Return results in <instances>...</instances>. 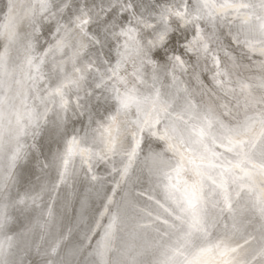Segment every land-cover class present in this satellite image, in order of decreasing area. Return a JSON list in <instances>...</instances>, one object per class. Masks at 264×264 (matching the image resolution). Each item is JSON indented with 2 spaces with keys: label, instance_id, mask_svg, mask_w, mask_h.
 Masks as SVG:
<instances>
[{
  "label": "bare ground",
  "instance_id": "1",
  "mask_svg": "<svg viewBox=\"0 0 264 264\" xmlns=\"http://www.w3.org/2000/svg\"><path fill=\"white\" fill-rule=\"evenodd\" d=\"M7 2L0 0V12L6 10ZM172 2L134 0L133 10L140 11L145 18H155L157 13L151 11ZM235 2L255 3V0ZM16 3L15 36H7L0 28V52L8 48L7 72L11 77L9 80V76L0 73V80L10 84L5 89L9 97L3 111L6 125L8 120L15 123L16 113L23 115L26 109L37 114L44 112L29 79L28 55L43 58V73L53 86L60 75V62L67 59L59 51L49 52L56 41L57 23H64V19L38 12L37 0H16ZM88 5L93 6V0H88ZM223 11L217 9V15ZM117 14L132 21L129 25L125 19V27H133L137 40L126 42L121 37L119 41H107L103 51L109 52L108 45H112L110 66L116 68V78L105 77V84L96 88L101 76L93 67L94 74L83 82L79 91L80 100L74 94L75 86L69 85L66 111H61L57 102L49 103L48 112L38 120V127L33 126L34 135L23 137L25 154L12 169L13 179L5 192H0V198L6 200L43 189L41 207L52 206L55 219L47 233H42L41 224L36 222L37 211L15 210L14 220L0 230V242L4 245L0 264H45V249L60 237L66 239L62 242V255L57 259L65 264H82L94 240L95 255L84 264H216L220 259L215 250L218 244L229 248L242 245L249 255L264 244V216L259 210L264 200V88L260 87L264 84V56L255 22L243 25L232 14L217 21V26L209 24L207 34H202L209 54L196 57L192 53L185 57L173 76L167 65L153 61L150 54H140L137 46L143 45L139 39L143 31L135 28L137 14L120 10ZM32 23L37 24L34 36ZM83 27L89 32L87 24ZM115 31L119 34L120 29ZM186 33L193 40L194 29L175 21L174 34L180 37L177 47L186 42ZM29 43L33 48L31 53L27 48ZM96 48L86 45L81 57L87 53L103 61ZM240 63L255 68L257 78H251L252 81L234 76V65ZM35 74L33 69L32 75ZM210 91L218 93L221 100L229 97V105L237 104L236 98H241L233 108L244 104L251 109L245 113L235 110V118L230 119V115L229 118L216 107L218 113L210 107V102L216 100H205L212 94ZM202 95H207L203 101ZM121 96L132 98L126 108L119 102ZM204 101L210 103L209 107ZM225 108L222 112L227 114ZM117 110L120 120L108 129L107 116ZM74 135L78 140L84 138L78 144L79 149L93 152L105 148L109 137L112 139V151L93 168V174L100 180L93 181L90 175H85L86 165L81 168L79 154L72 157L70 164L75 175L66 185L59 180L62 162L57 157L64 153L66 141ZM226 135L240 141L233 151L227 150L232 146ZM137 141L141 142L142 150L137 148L129 161L127 154ZM4 143L5 147L0 148V168L8 164L7 141ZM209 149L221 155L214 157ZM236 164L240 166L234 167ZM124 166L128 172L122 176L119 170ZM98 182L101 187L96 186ZM221 183L223 188L219 187ZM189 201L193 207H189ZM77 234L82 238L73 249ZM129 242L132 245L126 246ZM209 248L212 253L202 252Z\"/></svg>",
  "mask_w": 264,
  "mask_h": 264
},
{
  "label": "snow or ice",
  "instance_id": "2",
  "mask_svg": "<svg viewBox=\"0 0 264 264\" xmlns=\"http://www.w3.org/2000/svg\"><path fill=\"white\" fill-rule=\"evenodd\" d=\"M37 3L38 12L44 15H58L64 19V23H57L56 41L52 48L49 49V52L53 50L59 51L67 59L60 62V75L53 86V84L49 83V78H46L43 73L41 67L44 63L43 58L28 55L26 63L29 70V79L33 81L36 97L44 106V112L37 114L26 109L23 115L16 113L15 123L12 120H8L7 125L3 118V111L9 100L5 89L10 88V84L5 80H0V148L5 147L4 142L6 140L8 159L7 167L0 168V192H5L7 185L11 183L14 176L12 169L25 154L23 137L28 134L34 135L33 126L38 127V120L48 112L47 105L49 103L57 102L60 110L66 111L69 102L65 99V95L69 85L75 86L74 94L79 101V91L82 90L83 82L94 74L92 71L93 67L95 68V73L101 76L100 81L95 84L96 88L105 84V77L108 80L116 78V68L110 66L112 45H108L109 52L105 53L103 51L107 41H119L121 37H125L126 42L127 40H137L133 35V27H125L124 20L128 19V17L125 16L122 19L117 14V10L126 14L130 12L137 14L135 28L139 27L143 31V35L139 37V39L143 40V45L137 46L140 54L143 56L150 54L153 61L167 65L171 69L173 76H175L178 63L182 65L185 57L192 53H195L196 57L201 54L205 56L209 54L207 44L202 41V34H207L206 28H208L209 24L217 26V21L222 18L226 19L232 14H235L243 25L255 22V30L260 36V52L264 56V0H255V3H237L235 0H173L169 6L160 5L158 11H151L157 13L155 18L150 16L145 18L140 11H134V0H100L99 4L96 3V0H93V6L88 5V0H37ZM217 9L224 11L217 15ZM84 17H88V19L85 20ZM102 17L103 19H101ZM149 18L152 20L151 24H149ZM17 21L16 0H8L6 10L0 12V28L4 29V34L14 37L16 34L14 28ZM175 21H179L181 26H191L194 29L193 40H189L186 33L184 37L186 42L181 47H177L180 37L174 34ZM85 24L88 25L89 32L84 31L83 25ZM128 24L132 25L130 19H128ZM31 27L34 36L37 31V24L32 23ZM117 28L120 29L119 34L115 31ZM237 39L239 40V35ZM86 45H90L93 48L98 46L96 51L103 55V61L100 60L99 56L93 58L88 56L87 53H85L86 58L81 57V52L84 51ZM27 48L29 53L33 51L31 43L27 45ZM69 53L71 54L69 55ZM117 54L120 55L118 48ZM213 59L215 60V57ZM7 60L8 48H5L3 52H0V73L5 76H9ZM65 65L69 67L66 68ZM105 65H108V67L104 72H101L100 69ZM195 66H199L198 60ZM117 67H119V63ZM33 69L35 70V75H32ZM218 75H223V73H218ZM10 79L11 77L9 76ZM215 79L216 77H213V80ZM42 81L44 82L42 83ZM217 83H220V81H217ZM44 85L47 86L44 87ZM242 87H248V85H243ZM260 87L264 88V84ZM41 92L43 95H41ZM118 99L121 106L126 108L132 98L121 96ZM119 120L120 113L118 110L115 114L107 116L108 129H111ZM200 134L203 135L202 130ZM103 136L104 132L101 131V137ZM225 138L232 146L228 147V151H233L235 146L240 143V141L235 140L230 135H226ZM83 140V137L78 140L76 135L72 136L71 139L66 141L67 147L64 153L59 154L57 157V160L62 162L59 180L65 185L75 175L70 167L73 156L79 154L81 156V168L84 169L86 165L85 175H90L91 180L98 181L101 178L93 174V168L99 162L105 161L107 153L113 149V141L110 137L105 144V148H102L99 152H93L88 148L79 149L78 144ZM212 143L215 145L216 141L213 140ZM221 146L224 147V145ZM137 148L142 150L141 142L139 141H137L136 147L127 154L129 161L136 154ZM209 152L214 157L221 155L215 152L214 149H209ZM237 155L243 154L237 153ZM239 166V164L234 165V167ZM113 171H116V169H113ZM119 171L124 176L128 172V167L124 166ZM219 187L223 188V183ZM42 191L44 190L27 191L17 194L14 198L9 197L6 200L0 198V230H3L9 222L14 220L13 212L20 209L37 211L36 222L41 224L42 233H47L48 228L55 219V209L52 206L41 207ZM170 197L174 198V194H170ZM188 203L189 207H193L191 201ZM259 210L261 215L264 216V200L261 201ZM115 222L114 219L113 223ZM65 239L66 237H60L48 244L44 252L46 257L45 264H65L63 260L57 259L62 255V242ZM252 239H255V237H252ZM250 242L246 241L245 243ZM3 247V242H0V252L3 251ZM241 249H243L242 245L237 248L216 245V256L220 258L216 261V264H264V244L252 251L250 255L249 250L243 249L241 252ZM212 251L211 248L202 250V252L209 254ZM189 264H195V262H189Z\"/></svg>",
  "mask_w": 264,
  "mask_h": 264
},
{
  "label": "rangeland",
  "instance_id": "3",
  "mask_svg": "<svg viewBox=\"0 0 264 264\" xmlns=\"http://www.w3.org/2000/svg\"><path fill=\"white\" fill-rule=\"evenodd\" d=\"M240 62H241V61H240ZM239 65H240V66L242 65L241 67H242L243 69H240L241 67H240ZM239 65H238L239 67L234 65V67H236L235 69L237 70V71H236V70L234 69V70H235V71H233V75H234V76L237 75V78H239V79H240V78H241V79H244V78H245V79H249V80H252L251 78H255V79L257 78V77L254 75L255 71H253V69L255 70V68H252V67L247 66V65H246V67H247V68H246L245 65H244V64H241V63H240ZM238 68H239V69H238ZM244 68H245V69H244ZM185 69H186V68H185ZM248 69H249V70L251 69L252 71H251V70L249 71ZM238 70H239V72H238ZM240 70H242V72H241ZM245 70L247 71V73H246ZM244 71H245L246 74L244 73ZM237 72H238V73H237ZM240 72H241V73H240ZM248 72H249V73H248ZM252 72H253V73H252ZM234 73H236V74H234ZM242 74H243V75H242ZM249 74H250V75H249ZM251 74H252V75H251ZM260 74H262V72H261ZM245 75L248 76V77H246ZM240 76H241V77H240ZM243 76H244V78H243ZM253 76H254V77H253ZM263 78H264V77H263ZM252 81H253V80H252ZM196 87H199V83L196 85ZM210 93H212V94H209V93L207 92V95L209 94L208 96H207V95H205V96L202 95V96H203V97H202L203 99L201 98V100L203 101V100L205 99L206 96H207V97H206L205 100H208L207 98H210V100H208L209 102L211 101V98H212V100H214V98H215L216 100H214V101H215V102L218 101V102H216L217 104L214 103V101H211V102H210L211 105H210V103H209L208 101H204V103L206 104V102H207L208 107H209V105H210L211 108H214V109H215V107H216L219 111L221 110V114H225L226 116L228 115L229 118H230V116H231L230 119L235 118V115H234V114H235V110H236L237 112L240 110L241 113H242V112H244V111L247 112V111H249V110L251 109L250 107H247V106H246V108H245V105H244V104H241L242 106L239 105V106H241V107H236V108H238V109L233 108L234 105H235V106H238L237 104H239V101H241V98L239 99V97L236 98L237 104H234V105H233V103H232L231 105H229V104H228V102H229V100H230L229 97L225 98V96H224L225 99H223V97H222V100H221V96H220V98H219V94H218V93H216V94H218V95H216V94H215L214 92H212V91H210ZM236 93H237V92H236ZM213 94L216 95V96H214ZM211 95H212V96H211ZM237 95H238V93H237ZM209 96H211V97H209ZM213 96H214V97H213ZM217 99H218V100H217ZM238 99H239V100H238ZM224 100H225V101H224ZM226 100H228V101H226ZM219 101H220V102H219ZM226 102H227V103H226ZM218 103H220V104H218ZM224 103H225V104H224ZM240 103H241V102H240ZM213 104H216V105L212 106ZM219 105H220V107H222V109H220V107L218 108ZM232 105H233V106H232ZM231 106H232V108H231ZM225 107H226L227 109H226ZM228 107H230L231 109L229 108V109H230V110H229ZM243 107H244L246 110H245ZM223 108H225V112L227 111V114L222 112V111H223ZM239 108H241V109H239ZM242 108H243V111H242ZM217 109H215V111H216ZM247 109H248V110H247ZM218 110H217V113H218ZM240 111H239V112H240ZM229 112H230V113L232 112V113L229 114ZM245 112H244V113H245ZM219 113H220V112H219ZM241 113H240V114H241ZM229 115H230V116H229ZM233 115H234V116H233ZM232 117H233V118H232Z\"/></svg>",
  "mask_w": 264,
  "mask_h": 264
},
{
  "label": "water",
  "instance_id": "4",
  "mask_svg": "<svg viewBox=\"0 0 264 264\" xmlns=\"http://www.w3.org/2000/svg\"><path fill=\"white\" fill-rule=\"evenodd\" d=\"M87 118V117H86ZM84 126H85V124H84ZM96 186L97 187H101L102 186V184H101V182H98L97 184H96ZM87 188H89V187H87ZM85 190H86V188H85ZM89 190V189H88ZM87 191V190H86ZM130 192V191H129ZM130 194H131V192H130ZM129 194V195H130ZM129 197H132L131 195L129 196ZM131 199V198H130ZM128 211H129V209H128ZM78 212V211H77ZM125 213V212H124ZM126 213H130V212H126ZM84 225H86V224H84ZM132 232H134V231H132ZM77 236H78V238H77V241L75 240V243L74 244H76V246L74 245V247H73V249H75L76 247H77V243H79L80 242V240H81V238H82V235H80V234H77ZM96 240H94L92 243H91V245H90V247L88 248V250L86 251V253H85V255H84V257H83V259H82V264H84L85 262H86V259H90L91 257L93 258L94 257V255H95V248H96ZM126 246H130V245H132L131 244V242H129L128 244H125ZM74 251V250H73Z\"/></svg>",
  "mask_w": 264,
  "mask_h": 264
}]
</instances>
